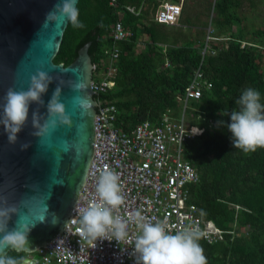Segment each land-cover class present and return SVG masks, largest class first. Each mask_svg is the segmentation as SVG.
I'll return each instance as SVG.
<instances>
[{"label":"trees","instance_id":"trees-1","mask_svg":"<svg viewBox=\"0 0 264 264\" xmlns=\"http://www.w3.org/2000/svg\"><path fill=\"white\" fill-rule=\"evenodd\" d=\"M248 1L246 11V0H209L207 10L214 15L206 23L211 31L203 36L192 33L191 16L189 28L171 30L145 22L126 8L143 0H79L83 27L69 23L54 59L69 65L91 41L93 63L102 67L110 62L106 50L119 45L115 84L96 98L117 105L116 124L123 130L146 120L156 123L165 113L179 118L189 83L201 65L211 87L200 99L189 101L185 114L204 131L186 141L185 157L200 175L190 187V201L223 230L222 241L209 243L204 236L199 240L207 264H264V148L250 153L236 149L232 134L220 123L231 122L222 113L238 109L236 100L246 88L257 89L264 103V19L258 25L251 22L258 0ZM149 2L159 7L158 0ZM119 19L134 34L117 42L110 33ZM143 34L147 39L140 40ZM207 34L218 40L203 57ZM6 255L23 261L25 252L11 249Z\"/></svg>","mask_w":264,"mask_h":264},{"label":"water","instance_id":"water-1","mask_svg":"<svg viewBox=\"0 0 264 264\" xmlns=\"http://www.w3.org/2000/svg\"><path fill=\"white\" fill-rule=\"evenodd\" d=\"M59 2L0 0V115L9 88L27 90L32 76L40 71L54 78L42 97L44 106L30 105L28 121L16 143L9 142L0 125V211L4 212L0 229L22 230L30 246L8 248L5 253L24 251L28 253L24 261L30 263L40 259L38 248L67 226L94 157L98 100L92 88V42L80 47L69 65L55 62L69 23L46 21V14ZM78 83L84 89L77 90ZM57 85L69 122L55 117L47 133L35 136L38 130L33 127L32 113L39 109L38 126L49 119L47 104ZM23 144L29 147L22 149Z\"/></svg>","mask_w":264,"mask_h":264},{"label":"built area","instance_id":"built-area-1","mask_svg":"<svg viewBox=\"0 0 264 264\" xmlns=\"http://www.w3.org/2000/svg\"><path fill=\"white\" fill-rule=\"evenodd\" d=\"M183 1V0H182ZM154 20L175 24L183 13L182 2L160 0ZM113 3V2H112ZM136 16L144 15V5H128ZM110 35L115 41L132 36V31L119 19ZM215 37L208 36L201 51L203 57L212 48ZM110 62L99 67L94 64L92 88L94 95L107 93L115 84L120 58L119 45L106 50ZM211 82L206 79L200 65L187 88L183 113L179 118L165 113L158 122L139 123L131 130L116 124L118 107L113 102L98 100L95 118L94 157L86 182L73 208V215L65 229L50 243L36 251L40 259L30 264H136L134 242L140 234L138 225L131 220L136 210H141L152 222L166 220L169 230L180 231L188 226H198L201 236L210 243L224 240L223 230L212 219H206L201 208L190 201L191 185L200 181V175L185 157V143L200 135L204 129L190 124L185 111L189 101L200 99ZM200 131L196 134L193 129ZM105 170L115 171L124 196V204L114 211L128 220V237L121 242L115 239L90 240L82 236L81 210L99 201L96 185ZM108 238H113L111 233ZM32 258V255H30Z\"/></svg>","mask_w":264,"mask_h":264},{"label":"clouds","instance_id":"clouds-1","mask_svg":"<svg viewBox=\"0 0 264 264\" xmlns=\"http://www.w3.org/2000/svg\"><path fill=\"white\" fill-rule=\"evenodd\" d=\"M76 5L77 0H60L54 5L53 10L46 14V21H55L58 24L66 22L74 28L83 27ZM53 80V77L40 71L32 76L31 85L27 90L8 89L3 112L0 115V125L7 133L10 143L17 142L18 134L28 121L30 105L36 103L44 106L42 97L47 93ZM75 87L77 90H82L85 85L78 83ZM60 95L61 87L57 85L47 104L49 119L45 120L42 126H38L42 118L39 109L32 113L33 127L38 130L33 135L42 136L47 133L49 127L55 125V117H59L62 122H69ZM236 105L238 109H233L230 113H222L230 116L231 122H220L232 134L234 147L244 153L264 148V103H261V93L257 89L246 88L236 100ZM199 131L197 128L193 129L194 134ZM21 147L27 149L29 145L23 144ZM119 180V175L113 170H105L100 174L96 185L99 201L90 204L80 213L84 238L95 241L115 239L121 242L128 237L129 221L120 215H114V211L124 204ZM3 215L4 212L0 211V217ZM131 220L140 229V234L136 236L134 242L136 264H207L204 249L199 243L202 234L198 226H188L183 230L172 232L166 220L154 223L143 215L141 210H136ZM0 233L3 234L0 239V264H22L20 259L6 255L5 250L30 248L27 233L19 229L11 231L0 229ZM109 233L113 238H108ZM23 264L30 262L23 261Z\"/></svg>","mask_w":264,"mask_h":264},{"label":"rangeland","instance_id":"rangeland-1","mask_svg":"<svg viewBox=\"0 0 264 264\" xmlns=\"http://www.w3.org/2000/svg\"><path fill=\"white\" fill-rule=\"evenodd\" d=\"M184 1H185V8H187L189 16H191L193 21L195 22V27H190V28H193L195 30L192 33H194L195 35H201L202 34L204 36L206 34V31H211V30H209L208 25L211 23L212 16L214 14H212V11L210 12L207 10V8L209 6V0H194V1L184 0ZM249 3L250 2L248 0H246V4L244 5L246 11L248 10L247 5ZM154 12H155V9L153 8L151 11L152 14L150 16H153ZM260 13H262V16L257 17L256 15L257 14L259 15ZM263 19H264V1L258 0V6L256 9V12L252 16L251 22L255 23V25H258L261 21H263ZM208 22H209V24H206ZM166 24H168V23H166ZM197 24L199 26H197ZM167 26H168V29L173 30V25H167ZM143 37H141V40L147 38L146 35H144ZM207 38H208V34H207ZM210 45H213V43L210 42ZM143 47H144V45L141 44L140 48H143ZM96 75L97 74L95 73L94 76L97 77Z\"/></svg>","mask_w":264,"mask_h":264},{"label":"crops","instance_id":"crops-1","mask_svg":"<svg viewBox=\"0 0 264 264\" xmlns=\"http://www.w3.org/2000/svg\"><path fill=\"white\" fill-rule=\"evenodd\" d=\"M160 1V0H159ZM158 1V2H159ZM171 1H176V2H182V4H183V13H182V15L180 16V18H179V21L177 22V23H175V24H166V23H160V22H158V21H156V20H154V15L153 16H150L152 13H151V11H152V9L154 8L155 9V2L154 3H150L149 2V0H143V2H142V4L144 5V9H145V13H144V15L142 16V20L143 21H145V22H157V23H159V24H161V25H173V27H177V28H182V29H186V28H189V23L187 22V17L189 16V14H188V11H187V8H185V1L183 0H171ZM192 1H194V0H192ZM141 4V5H142ZM147 11V12H146ZM155 11H156V9H155ZM126 27V26H125ZM128 30H130V31H132V29L131 28H129V27H126ZM209 28V30H211V27H208ZM133 31H132V36H133ZM144 35H146V34H143L141 37H143ZM132 36H130L129 38H131ZM141 37H140V40H141ZM144 38V37H143ZM147 39V38H146ZM142 40H145V39H142ZM217 40H218V38H216L214 41H213V45L214 44H216L215 42H217ZM213 45H212V48H213ZM202 54V53H201ZM210 243V242H209ZM28 256V253H26L25 252V257L24 258H26ZM23 261H24V259H23ZM23 261H22V263H23Z\"/></svg>","mask_w":264,"mask_h":264}]
</instances>
